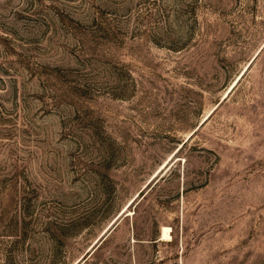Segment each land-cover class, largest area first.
<instances>
[{"label":"rangeland","instance_id":"1","mask_svg":"<svg viewBox=\"0 0 264 264\" xmlns=\"http://www.w3.org/2000/svg\"><path fill=\"white\" fill-rule=\"evenodd\" d=\"M82 258L264 264V0H0V264Z\"/></svg>","mask_w":264,"mask_h":264},{"label":"bare ground","instance_id":"2","mask_svg":"<svg viewBox=\"0 0 264 264\" xmlns=\"http://www.w3.org/2000/svg\"><path fill=\"white\" fill-rule=\"evenodd\" d=\"M165 167H167V165L164 166L163 168H165ZM163 168H162V170H163ZM165 169H166V168H165ZM134 201H135V199H134ZM134 201H133V202H134ZM133 202H130V204H129L126 208H124L123 212L120 213V215L117 217L118 219H120L121 217H123L126 213H129V212H130V206L133 204ZM117 218H116V219H117ZM116 219H115V220H116ZM118 219H117V220H118ZM115 220H114V221H115ZM117 220H116V221H117ZM120 220H121V219H120ZM114 221H113V222H114ZM113 222H112V223H113ZM112 223H111V224H112ZM109 229H110V228H109ZM170 230H171V229H170L169 227H163L162 232H161V237H162V238H170V237H171V231H170ZM107 231H108V229H106V231H105L104 233H106ZM104 233H103V234H104ZM101 236H102V235H101ZM84 257H85V256H84ZM80 260H81V259H80ZM80 260H79V261H80ZM79 261H77L75 264H77Z\"/></svg>","mask_w":264,"mask_h":264},{"label":"water","instance_id":"3","mask_svg":"<svg viewBox=\"0 0 264 264\" xmlns=\"http://www.w3.org/2000/svg\"><path fill=\"white\" fill-rule=\"evenodd\" d=\"M120 215V213L118 214V216ZM117 216V217H118ZM122 218V217H121ZM120 218V219H121ZM118 219V218H117ZM116 219V220H117ZM120 219H118L117 221L115 220L112 224H110L107 228L108 231L104 234H102V236L100 235L97 240L94 242V244L91 246L90 251H94L97 246L99 245V243L107 236V234L116 226V224L120 221ZM110 228V229H109ZM83 262V258L77 263V264H81Z\"/></svg>","mask_w":264,"mask_h":264}]
</instances>
